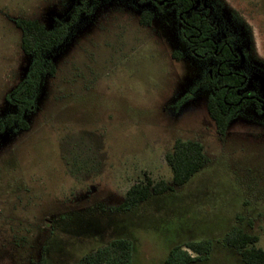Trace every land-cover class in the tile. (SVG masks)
Instances as JSON below:
<instances>
[{
  "label": "rangeland",
  "instance_id": "obj_1",
  "mask_svg": "<svg viewBox=\"0 0 264 264\" xmlns=\"http://www.w3.org/2000/svg\"><path fill=\"white\" fill-rule=\"evenodd\" d=\"M80 2L0 0V119L15 112L7 95L32 61L16 21L51 31ZM194 2L207 5L212 37L230 40V67L246 77L240 92L264 100V0ZM87 5L90 13L44 53L55 73L42 76L27 127L0 135V264H77L115 239L131 242V264H164L172 247L202 240L211 247L190 264H244L222 238L238 227L264 250V110L247 105L216 132L211 90L195 88L213 59L190 52L176 5ZM177 139L203 146L202 168L173 191L115 210L137 182L171 183L165 155Z\"/></svg>",
  "mask_w": 264,
  "mask_h": 264
},
{
  "label": "trees",
  "instance_id": "obj_2",
  "mask_svg": "<svg viewBox=\"0 0 264 264\" xmlns=\"http://www.w3.org/2000/svg\"><path fill=\"white\" fill-rule=\"evenodd\" d=\"M81 0L69 20L61 22L53 30L48 31L37 20L21 19L16 21V26L21 30V50L30 55L32 61L27 77L7 95L8 101L15 106V112L0 119V135L7 128L20 126L26 128L23 118L25 110L33 108V97L37 87L42 82V76L55 73L54 64L44 57L46 51L61 44L70 28L82 13H90L87 2ZM179 3L181 9L189 10L183 13L184 23L180 27L182 40L189 46L194 56L206 58L215 56L223 59L221 66L213 69L212 76L207 74L205 79L199 82L195 88L206 86L211 90L207 101V113L214 122L216 132L224 135L232 117L247 105H254L257 112H262V104L251 93H239L244 85V76L238 73H229V65L236 61L233 47L228 44L213 43L209 36L216 31L214 22L206 10L191 9L193 0H171ZM140 21L143 24L150 23L149 13L142 14ZM221 49V51H220ZM165 160L172 171L171 183L165 180L153 182L147 179L145 182L133 184L125 193L123 201L115 207L117 211H125L133 208L138 203L147 200L151 196L161 195L173 191L175 187L188 182L205 163L203 146L197 141L175 140L171 152L165 155ZM258 238L255 235L243 232L238 227H233L222 238L225 246L238 251L244 264H264V250L257 247ZM185 246L186 249H183ZM211 241H191L172 247L164 259V264H190L200 260L210 249ZM192 251L194 255H191ZM132 244L126 239H115L106 246L86 255L77 264H131ZM43 264V260H41Z\"/></svg>",
  "mask_w": 264,
  "mask_h": 264
},
{
  "label": "flooded vegetation",
  "instance_id": "obj_3",
  "mask_svg": "<svg viewBox=\"0 0 264 264\" xmlns=\"http://www.w3.org/2000/svg\"><path fill=\"white\" fill-rule=\"evenodd\" d=\"M142 1H147V3H149L150 5H152V6H156V7H163L165 4H167V3H171V4H174V5H176L177 7H178V16H179V19H180V23H181V26L184 24V23H186L185 21H184V15H183V13H186L187 14V12H189V10H183V9H181V5L179 4V3H174V2H172L171 0H142ZM191 9H197L196 8V4H195V2H194V0H193V3H192V5H191V7H190ZM201 10H206L207 12H208V14H210V12H209V9L207 8V5L206 4H204L203 5V8L201 9ZM212 35H213V33L209 36V39H211L212 41H213V43L218 47V45L219 44H226V46H228V44H230L231 45V43H230V40L228 39V38H226V39H223V40H221V41H217V40H215L213 37H212ZM232 46V45H231ZM220 51H221V49H220ZM214 54H215V56L213 55V56H209V57H211L212 59H213V67H212V70L209 72V75L210 76H212L213 74H212V71H213V69H216L217 67H219V66H221L222 65V63H223V59H219V58H217L218 56H217V52H216V49H215V51H214ZM235 55V54H234ZM196 57H198V56H196ZM235 57H236V55H235ZM198 58H200V57H198ZM229 65V73H238V74H240V75H243L244 77H245V75L243 74V73H241V72H238V71H235V70H232L231 69V64H228ZM245 80H246V77L244 78V83H245ZM243 87V86H242ZM241 87V88H242ZM240 88V89H241ZM239 93L240 94H242L241 92H240V90H239ZM253 95V94H252ZM254 96V95H253ZM256 97V96H255ZM258 98V97H257ZM258 100H259V102L262 104V111L264 110V100H261L260 98H258ZM240 111H242V110H240ZM264 112V111H263Z\"/></svg>",
  "mask_w": 264,
  "mask_h": 264
}]
</instances>
